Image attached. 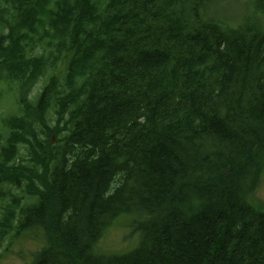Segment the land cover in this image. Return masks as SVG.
Segmentation results:
<instances>
[{
	"label": "trees",
	"instance_id": "obj_1",
	"mask_svg": "<svg viewBox=\"0 0 264 264\" xmlns=\"http://www.w3.org/2000/svg\"><path fill=\"white\" fill-rule=\"evenodd\" d=\"M246 2L233 24L219 0H0V103L19 106L0 247L18 229L44 243L33 264H264V0ZM123 215L138 244L99 252Z\"/></svg>",
	"mask_w": 264,
	"mask_h": 264
},
{
	"label": "rangeland",
	"instance_id": "obj_2",
	"mask_svg": "<svg viewBox=\"0 0 264 264\" xmlns=\"http://www.w3.org/2000/svg\"><path fill=\"white\" fill-rule=\"evenodd\" d=\"M224 4L219 9L221 15H234L231 19L233 24L241 20V12L247 11L246 0H223ZM227 21V20H225ZM42 83H38L34 88V93L39 91ZM19 107L16 104L15 97L8 95L0 103V126L2 125V116L16 114ZM257 198L264 203V178L258 188ZM264 210V208H261ZM116 226H114L99 243V248L103 251H127L137 241L138 234L128 227L126 220L128 215H123ZM16 233L12 234L7 240L6 246L0 250V264H28L37 249L43 245L40 234L33 237H24L20 240Z\"/></svg>",
	"mask_w": 264,
	"mask_h": 264
}]
</instances>
